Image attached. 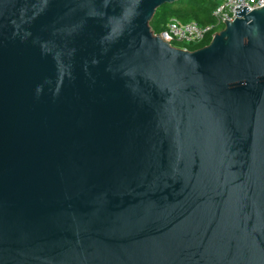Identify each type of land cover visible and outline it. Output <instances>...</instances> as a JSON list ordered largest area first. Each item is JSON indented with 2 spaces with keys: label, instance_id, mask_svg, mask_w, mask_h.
Wrapping results in <instances>:
<instances>
[{
  "label": "water",
  "instance_id": "water-1",
  "mask_svg": "<svg viewBox=\"0 0 264 264\" xmlns=\"http://www.w3.org/2000/svg\"><path fill=\"white\" fill-rule=\"evenodd\" d=\"M179 1L0 0V264H264V6Z\"/></svg>",
  "mask_w": 264,
  "mask_h": 264
},
{
  "label": "built area",
  "instance_id": "built-area-1",
  "mask_svg": "<svg viewBox=\"0 0 264 264\" xmlns=\"http://www.w3.org/2000/svg\"><path fill=\"white\" fill-rule=\"evenodd\" d=\"M263 6L264 0H224L213 13L215 19L213 24L201 26L197 22L184 23L178 19H171L166 29L158 35L174 47H177L175 46L177 44H182V46L199 45L209 37L211 42L216 33L225 29V20L231 22L236 20L235 11L237 8L245 7L253 11ZM180 49L192 51L186 47Z\"/></svg>",
  "mask_w": 264,
  "mask_h": 264
},
{
  "label": "trees",
  "instance_id": "trees-1",
  "mask_svg": "<svg viewBox=\"0 0 264 264\" xmlns=\"http://www.w3.org/2000/svg\"><path fill=\"white\" fill-rule=\"evenodd\" d=\"M224 0H181L175 4H166L160 7L152 22L151 27L156 34H161L171 19H178L181 22H197L201 26L213 24L214 11ZM210 37L199 45H185L177 47H186L192 51L200 49L210 42Z\"/></svg>",
  "mask_w": 264,
  "mask_h": 264
},
{
  "label": "rangeland",
  "instance_id": "rangeland-1",
  "mask_svg": "<svg viewBox=\"0 0 264 264\" xmlns=\"http://www.w3.org/2000/svg\"><path fill=\"white\" fill-rule=\"evenodd\" d=\"M178 46H182V44H177Z\"/></svg>",
  "mask_w": 264,
  "mask_h": 264
}]
</instances>
